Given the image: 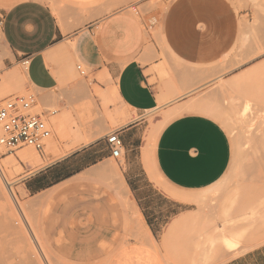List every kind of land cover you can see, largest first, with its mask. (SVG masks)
<instances>
[{
  "label": "crops",
  "instance_id": "1",
  "mask_svg": "<svg viewBox=\"0 0 264 264\" xmlns=\"http://www.w3.org/2000/svg\"><path fill=\"white\" fill-rule=\"evenodd\" d=\"M63 1L67 5L58 12L47 0H0L4 68L15 67L29 55L30 82L41 89H58L63 82L76 85L71 79L76 59L88 67L95 84L114 90L127 113L119 116L125 123L115 127L123 139V153L115 157V164L124 181L108 170L114 163L108 131L96 138L83 135L86 140L70 147L58 134L57 129L75 127V113L63 99L60 120H50L52 132L56 130L49 160L29 169L18 183L30 196L47 192L44 206L51 208L47 213L44 208V216L54 233L52 242L67 244L71 258L81 264L116 243L122 244L110 251L106 264H167L154 246L156 236L175 218L188 215L197 202L170 188L195 195L215 184L230 164L232 146L223 125L203 112L176 115L155 137L150 136L147 113L195 99L208 74L201 67L231 50L245 10L235 5L241 0H161L145 13H135L131 6L139 9L149 0ZM156 28L182 63L180 68L171 65L168 75L160 73L161 68L170 70L160 55ZM87 130L79 128L82 134ZM145 158H153L157 173L170 187L157 182ZM124 182L129 194L122 188ZM261 203L264 209V197ZM137 220L144 229L139 239ZM218 228L219 243L241 242L242 230L234 227L227 235L228 226L219 223ZM222 248L213 246L227 254L216 264H264V242L237 253Z\"/></svg>",
  "mask_w": 264,
  "mask_h": 264
},
{
  "label": "rangeland",
  "instance_id": "2",
  "mask_svg": "<svg viewBox=\"0 0 264 264\" xmlns=\"http://www.w3.org/2000/svg\"><path fill=\"white\" fill-rule=\"evenodd\" d=\"M47 1L58 12L61 7L67 5L63 0ZM160 1L149 0L141 4L140 13L154 8ZM235 5L238 9L245 10V14L240 16L239 36L231 50L221 60L210 66L201 67L203 71L208 69V74L203 75L204 81L195 94V99L174 107L160 106L147 113L151 121L150 136L155 137L176 115L186 110L203 112L223 125L232 146L230 164L225 174L215 184L195 195L170 188L171 192L178 194L177 196L193 198L197 202L195 209L188 215L180 220L175 218L163 234L156 236L154 246L163 254L167 264H216L226 260L225 252L221 254L217 249H213L215 244L223 247V251L226 247L224 242L219 243V223L228 226L227 235L233 232L234 227L243 231L241 242L229 250L234 251L233 253L242 252L264 242V209L261 203L264 197V0H241ZM158 30V28L154 30V36L162 48L160 55L165 58L164 61L170 70L169 73L162 72L165 69L161 68L160 73L168 75L173 65L180 68L182 63L164 44ZM1 38L0 30V98L35 91L38 94V101L33 111L59 109L55 115L44 113L50 120L53 119L54 124L61 116L62 106L59 102L65 99L66 104L75 113L72 120L75 127L69 126L66 131L60 129L57 131L61 138L67 141L68 147L86 140L83 135L96 138L125 123L119 116L120 114L125 116L127 113H124L126 110L120 104L114 90L106 91L95 84L90 73L80 74L76 67V59L72 63L74 74L71 79L76 82L74 87L63 82L58 89H41L30 82L28 71L21 62L11 69L4 68L1 58L5 52ZM10 71H17L21 75L5 80ZM246 106L248 112L244 113L243 109ZM242 114L248 116L249 122L252 121L249 120L251 114L255 120L254 124L251 122L253 125L251 123L250 125L248 121V124L245 121L243 124L239 119L243 120ZM156 119L159 120L154 123ZM245 124L249 125L248 130L253 129L251 134L254 136L246 130ZM81 127H88L85 134L79 131ZM55 130L54 127L43 152L32 146H24L16 153L0 158L8 161L4 173L0 170V264L50 262L81 264L80 261L71 258V250L67 244L52 242L51 234L54 233L50 232L46 215L44 216L45 210L47 213L51 208L48 205L44 206L47 192L30 196L18 183L21 175L27 173L29 169L37 168L49 160ZM246 131L249 132V138L247 134V138L245 137ZM34 150L43 156L44 162L28 164L25 160L12 162L8 159L14 156V160L18 155L30 154ZM111 160L113 164L117 163L115 157H111ZM145 161L157 182L170 187L157 173L153 158H145ZM114 180L116 179L112 178L113 182ZM9 185L17 191L18 199L14 198ZM143 230L140 221L137 220V238ZM34 240H39L40 245ZM121 244H112L111 247L113 249ZM112 249L100 254L88 264H106Z\"/></svg>",
  "mask_w": 264,
  "mask_h": 264
},
{
  "label": "built area",
  "instance_id": "3",
  "mask_svg": "<svg viewBox=\"0 0 264 264\" xmlns=\"http://www.w3.org/2000/svg\"><path fill=\"white\" fill-rule=\"evenodd\" d=\"M131 9L139 13L137 7L131 6ZM0 17H2L1 9ZM20 62L28 69L31 58L25 55ZM76 67L80 74H89L88 67L82 62H77ZM37 101L38 94L35 91L10 94L0 98V158L16 153L24 146H32L40 152L44 151L47 139L52 134L50 119L45 114L55 115L59 109L51 108L45 112L33 111ZM106 139L112 149V155L120 157L123 153V139L118 129L109 130L106 133Z\"/></svg>",
  "mask_w": 264,
  "mask_h": 264
},
{
  "label": "bare ground",
  "instance_id": "4",
  "mask_svg": "<svg viewBox=\"0 0 264 264\" xmlns=\"http://www.w3.org/2000/svg\"><path fill=\"white\" fill-rule=\"evenodd\" d=\"M61 47V46H60ZM62 48V47H61ZM61 50V49H60ZM58 52V51H57ZM20 69V68H19ZM21 75V73H19V72H17V71H10V73L8 72V77L6 76V74H5V76L7 77H5V80H9V79H11L12 77H14V76H18V75ZM258 103V102H257ZM245 111H247V106L246 107H244V109H243V112L245 113ZM248 112V111H247ZM251 113V112H250ZM240 115V114H239ZM242 115H244V114H242ZM241 116V115H240ZM239 117V116H238ZM242 117V116H241ZM244 118H243V120H242V118H239L241 121H243V124H244V121L245 122H247L248 121V116L246 117V115H244L243 116ZM251 117V118H250ZM252 115L250 114V116H249V120H252L251 122L253 123V121L255 122V120H254V118L252 119ZM257 118V117H256ZM245 119V120H244ZM249 122V121H248ZM248 122L246 123V124H248ZM251 122H249V124L251 123ZM251 123V124H252ZM244 125V126H246L247 127V129L246 130H248L249 129V125ZM250 124V125H251ZM254 124V123H253ZM252 124V125H253ZM251 127V126H250ZM251 129V128H250ZM244 131V130H243ZM248 131H250V130H248ZM252 131H253V129H252ZM252 131H250V135H252L251 134V132ZM249 132H247L246 131V133H245V137H246V134H247V136L249 135L248 134ZM261 133V132H260ZM262 134V133H261ZM264 134V133H263ZM249 135V136H250ZM259 135V134H258ZM249 136H248V138H249ZM252 136H254V134L252 135ZM252 136H251V138H252ZM247 138V137H246ZM245 138V140H248V139H246ZM251 140V139H250ZM249 141V140H248ZM247 141V142H248ZM245 144H246V141H245ZM242 145H244V142L242 143ZM246 148V147H245ZM13 157L14 156H12V158H8V159H11L12 160V162H15L16 160L18 161V162H20V161H23V160H25L28 164H33V163H37V162H41L42 161V159H41V157H40V153L38 152V151H36V150H34V151H32V152H30V154H20V155H18L16 158H14V160H13ZM6 159V158H5ZM11 160H10V162H11ZM7 164H8V161L7 160H0V170L4 173V171L3 170H5V167L7 166ZM10 164V163H9ZM108 170H109V172L111 173V175L112 176H114V177H116L117 179H118V181H119V177L121 178V180H122V182L124 181L123 179H122V176L120 175V172H119V168H118V166L116 165V164H111V165H109L108 166ZM120 180V181H121ZM119 181V182H120ZM121 182V183H122ZM9 184V183H8ZM123 186H125L124 188H126V190L125 191H129L130 189L128 188V185L127 184H125V182H124V184L122 185V188H123ZM9 187H10V190L12 191V194H13V196H14V198L15 199H18V194H17V191H15V190H13V188H12V186L11 185H9ZM121 188V189H122ZM24 191V190H23ZM123 191V190H122ZM124 192V191H123ZM127 194V193H126ZM128 194H129V192H128ZM129 197V196H128ZM129 199V198H128ZM127 199V200H128ZM17 201V200H16ZM131 204V203H130ZM20 205V204H19ZM27 207V206H26ZM136 210H138V209H136ZM139 212V211H138ZM135 213V212H134ZM138 215H139V213H138ZM28 223V222H27ZM11 234V233H10ZM29 234V233H28ZM35 237V236H34ZM30 238V237H29ZM36 239V238H35ZM35 241V240H34ZM35 242H38V244H39V240L37 241H35ZM153 242V241H152ZM36 244V243H35ZM236 244V242H234V241H232V240H227V242H226V247L230 250V248L232 247V246H234ZM40 245V244H39ZM43 246V245H42ZM39 247V246H38ZM33 248V247H32ZM35 248V247H34ZM41 248V247H40ZM39 248V249H40ZM43 250V249H42ZM45 252V251H44ZM24 253V252H23ZM26 253V252H25ZM24 253V254H25ZM24 257V256H23ZM46 257V256H45ZM48 261V260H47ZM38 262V261H37ZM40 262V261H39ZM43 263V262H42ZM49 264H51V262L49 263Z\"/></svg>",
  "mask_w": 264,
  "mask_h": 264
}]
</instances>
